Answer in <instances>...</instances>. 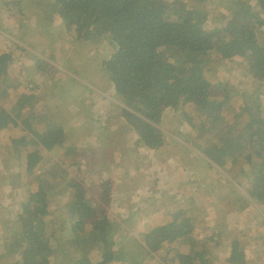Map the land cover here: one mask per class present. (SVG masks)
I'll list each match as a JSON object with an SVG mask.
<instances>
[{
	"label": "trees",
	"instance_id": "1",
	"mask_svg": "<svg viewBox=\"0 0 264 264\" xmlns=\"http://www.w3.org/2000/svg\"><path fill=\"white\" fill-rule=\"evenodd\" d=\"M3 2L1 27L8 30L9 23L18 22V30L15 40L0 36V159L13 161L11 174H21L18 184H5L0 200L8 196L5 190L19 186L22 200L18 205H25L26 213L23 217L8 213L12 220H4L0 226V259L9 249L17 264H122L121 252L128 255L129 263L135 260L137 264H148L147 260L157 264H264V234H253L246 245L227 236L238 227L254 233L246 214L258 218L255 226L264 225V216L250 202L245 204L241 221L227 220L238 210L235 202L243 199L233 182L239 183V176L264 209V115L259 121L252 117L253 113H264V0H237L232 8L216 0H191L188 9L172 0ZM243 6L249 11L246 18H239L244 21L238 22L236 14ZM29 12L43 21L41 26L31 25L27 33L23 27ZM82 40L91 44L85 52L74 49L76 59L71 58L76 64L63 73V79L58 76L60 71L41 57L48 50L58 47L56 53L64 44L74 47ZM80 57L90 63L82 66ZM97 58L102 64L96 75L105 76V84L87 88L79 78L73 80ZM237 60L238 68L233 69ZM36 67L42 69L48 82L40 77V82L36 80ZM231 69L238 77L247 72L250 78L258 79V85L241 88L234 82L236 88L230 86ZM223 84L230 88L215 96L213 88L223 89ZM107 86L113 88V101L103 95ZM42 90L51 95L48 114ZM237 91L232 97L230 93ZM120 96L125 107L117 102ZM99 98L106 103L96 104ZM67 101L64 113H50L52 107ZM3 107L7 110L2 111ZM229 107L233 114L223 117L222 109ZM187 114L196 122H188L190 126L182 129L170 127L176 135L188 136L201 155L220 167L219 178L214 179L211 172L199 180L202 169L186 171L181 164L176 173L187 181V191L178 201L180 186L158 185L157 179L137 168L129 170L134 191L121 194L123 202L137 213L148 206L141 194L146 196L155 188L161 202L154 201V210L144 213H164L154 224L125 220L113 225L109 208L121 197L117 188L122 170L113 174L109 167L118 151L104 153L98 172L89 169L88 174L81 173L78 146L62 141V121L75 127L96 115L102 128L99 134L117 132L118 125L124 126L132 133V142L144 145L143 153H147L166 144L157 123L173 116L183 119ZM14 118L17 124H13ZM85 129L91 130L92 125ZM115 138V145L123 144ZM124 143L135 150L128 141ZM97 144L107 147L103 142ZM194 156L196 161L201 158ZM86 186L92 187L90 191ZM58 199L64 200L71 214L68 224L77 222L68 234L69 228L58 229L56 221L49 219L50 206ZM85 204L92 215L80 217L79 208ZM139 223L145 229L137 234L135 225ZM147 230L153 233H144Z\"/></svg>",
	"mask_w": 264,
	"mask_h": 264
},
{
	"label": "rangeland",
	"instance_id": "2",
	"mask_svg": "<svg viewBox=\"0 0 264 264\" xmlns=\"http://www.w3.org/2000/svg\"><path fill=\"white\" fill-rule=\"evenodd\" d=\"M46 1V0H44ZM217 2L221 3L224 6H227V8H232L237 6V0H216ZM172 2L175 3L176 6H179L180 4L183 6V8H187L189 3H191V0H172ZM3 0H0V9L3 7ZM40 3V2H39ZM179 4V5H178ZM214 5H209L208 8H210L212 11H216V8L213 7ZM188 9V8H187ZM249 11V8L247 6H243L241 11L239 10L236 14L238 18V22H243V19H239L240 17L246 18L247 17V12ZM26 15V22L23 27V31L27 32L29 30V27L34 24L35 20H41V17H38L36 13L30 12L29 15L25 13ZM251 16V13H250ZM4 14L2 10L0 11V19L2 20L0 24L3 22ZM247 20V19H246ZM249 21V20H247ZM18 24L17 23H9L7 26L9 27L8 30L3 29L0 25V36H6L8 38H11L14 40L15 34L18 29L15 28V26ZM264 37V34L262 35ZM55 41H57V38L54 36L53 37ZM89 41L82 40L78 43H76L73 46L69 45L66 46V51L62 53V49L55 53L53 56L50 57V61L53 64L58 71H69L70 68L75 66L76 61L74 63L73 59H76L73 53V49H80L85 52L87 48L90 46ZM43 57V56H42ZM72 57V58H71ZM81 58V64L82 66H86V64L90 63V60L80 57ZM74 63V64H73ZM237 67L233 69H237L239 65V60H237ZM101 64L102 61L100 58H97V61H95L92 66L87 69V71H83L77 75H74L72 78L73 80H76L79 78L81 82L87 86V88H90L91 86L94 87L95 85H102L105 84V76H97L96 73L101 69ZM226 68H229L225 64ZM42 69L36 68L34 72V76L38 82H40L39 77L42 81L48 82V77L41 72ZM229 77H231V81L229 82V85L236 88L235 83L238 85V87H244V85L254 87L258 85L259 81L258 79H252L248 76L247 72H243L241 77H238L235 75V73L232 71L229 72L228 74ZM88 78L89 80H86ZM235 82V83H234ZM223 89H217L216 87L213 88V94L216 96H221L224 95L223 92L226 91L225 88H230L227 84L222 85ZM77 89V88H76ZM77 91L81 92L80 89H77ZM239 91V90H238ZM237 92H231V96L233 97L235 94H238ZM42 99L44 100L45 107H44V112L48 114V94H46L45 91H41ZM104 97L107 100H112L113 97L115 96L113 93V88L111 86H107L105 89V92L103 93ZM123 96H120L117 99V102L119 105L122 107H125V101H122ZM105 101L102 98H99L96 101V104L99 102ZM232 102L233 98H232ZM106 102H102V105H104ZM2 111H6V108H1ZM64 110L61 107H52L50 109L51 114H62ZM113 114V113H112ZM233 114V108L229 107L226 109H222V116L223 117H230ZM264 115V113L257 114L253 113L252 117L257 116V121ZM96 115L94 119L86 118L84 122L80 126H75V127H68L63 121H62V127H59L64 131V137H63V142L71 143L74 145L78 146V153L80 155L81 159V168L82 171L81 173H86L88 174V170L90 169L92 173H96L99 170V167L104 164V153H112L115 151V149L118 151L114 155V162L110 163V170L114 174V172H117L120 174V170H122L121 176L122 179L118 183V188L117 192L119 195L121 194H129L130 192L134 191L132 186L135 184H132L130 181V178L128 176L129 170H132L134 168H137V171H141L142 174H147L149 177H154L158 181V185H163V186H173V183H175L177 186H180L178 189L177 193V200H182L183 196L182 194L187 191V181H182L179 179V173H176L177 168L181 164H185L186 171H189V169H193L195 171H198L199 169H202L201 173H198V178L199 180H202L204 177L209 175L211 172H213V177L214 179L219 178V166L216 163L211 162V160L204 156L201 155L203 154L200 152L198 149L192 146L191 142L187 140L188 136H178L174 132V128L170 127V124H172L174 127L180 126L182 127H188L190 126L188 122H191L194 120L196 122V119L194 117H191L189 114L187 116H183L182 118H177L173 116L172 120L171 117L168 119L163 118L164 121L159 122L156 124L158 126L160 132H162L165 135L166 139V144L163 148L160 150H155L147 153H143L144 145L141 146H136L133 142L131 137L132 133H127L125 130L124 126H119L117 132H109L107 134H99V131L102 129L101 126L98 124L96 120ZM117 123H121L115 120H112ZM13 124H17L18 120L17 118L13 119ZM92 125V129L87 131L85 128ZM126 132V133H125ZM116 136L115 141H121L123 144H114V139L113 136ZM128 141L131 147H134L135 150H131L128 148L127 144L124 142ZM97 142H103L106 144L107 147H103L101 144H97ZM125 148V149H123ZM2 151L0 150V155ZM198 155L201 158L199 160H195L194 155ZM197 164H193V163ZM14 162H4L1 161L0 159V197L4 193V186L5 184H18L17 182V176L21 174L20 171L17 172V174H11L13 172L11 165ZM95 163V164H93ZM105 167V166H104ZM143 169H142V168ZM92 168V169H91ZM139 168V169H138ZM217 169L218 171H212V169ZM241 168L238 167V170ZM110 172V173H111ZM230 171H228L229 173ZM91 173V174H92ZM126 173V174H125ZM227 173V172H226ZM224 174L227 179H231L229 177V174ZM93 175V174H92ZM191 174L189 173V177ZM241 176L238 177L239 183L237 181H233L235 184L236 189H239L241 191V197L243 199H239V201L235 202V207L238 208V210L227 216V220L230 222H233L235 219L237 222L241 221L244 217V213H246V202H250L253 206H255L257 209L260 210L261 212V217L264 216V209L257 204V202L254 200L253 195L250 193V188L246 185L245 181L240 180ZM7 180L5 182L4 180ZM210 180V179H209ZM221 182L223 179L221 178ZM217 182V181H216ZM87 185V184H86ZM17 187L15 186L13 191L9 188V190H5V195H8L5 200H0V226L3 225L4 220H12V218L8 215V213L12 216L14 215H19L23 217L26 213V206L25 205H18L20 201L22 200V194L18 191L17 192ZM87 189L90 191L92 188L91 186H86ZM182 187V188H181ZM180 189L182 191H180ZM82 194H84V190H81ZM80 191V192H81ZM149 192L145 196V194H141V197L146 200V204L148 206H145L140 209L137 213L133 209L132 205H126L123 202L122 196L118 197V200L114 201L111 206H110V213L112 214L111 222L113 225H116L120 222L123 221H128L131 223H137L139 220H144L143 222H146L147 224H154L156 223L158 217H160L164 211H158L155 212L152 215H146L144 213V210H149L153 211L155 208V205L153 204L154 201H157L158 204H160V196L158 195L157 191L155 188H152L148 190ZM12 192H15L14 194ZM98 192V191H97ZM136 193V192H135ZM160 193V191H159ZM204 193V192H202ZM198 194H201V192H198ZM216 194H212V197H214ZM185 197V196H184ZM209 197L207 196V199ZM159 199V200H156ZM210 201V200H209ZM15 202V203H14ZM126 206H124V205ZM150 204V205H149ZM137 206V205H136ZM138 207V206H137ZM50 215L49 219H53L57 223V228H62V227H67L69 228L67 231V234L69 231L77 224V222L72 223L71 225L68 224V220H70V213L68 212V208L64 204V200L58 199L54 200L52 202V205L50 206L49 209ZM245 211V212H244ZM79 214L80 217H85L88 215H92V211L88 209V204H85L81 208H79ZM247 221L251 224L254 233H250L245 230L244 227H238L235 230V233H231L227 235L229 238L233 240H239L243 245H246V240L249 237H252L253 234L259 235V234H264V225L262 226H255L254 223L258 220L257 217L254 215H247ZM259 217V216H258ZM15 219H18V217H13ZM262 220V219H261ZM142 222V221H141ZM143 223H139L136 226L135 232L137 234L139 232L143 233L142 230L145 229ZM117 227V226H116ZM243 229V231L241 230ZM144 233H153L152 230H147ZM155 233V232H154ZM67 239V238H66ZM134 245L133 243L130 246ZM249 250V246H247ZM128 250V254L129 251ZM11 251L9 249L4 250V259H0V264H17V259H13L10 257ZM119 256V262L122 264H137L135 260L134 263H129V259H127V254L121 252L118 254ZM138 256L134 255V258ZM145 259L147 260V256L144 253ZM59 259L63 260V255H59ZM143 260V261H144ZM148 264H157L155 262L152 263V261L147 260ZM184 264H201L200 262L197 263H184Z\"/></svg>",
	"mask_w": 264,
	"mask_h": 264
},
{
	"label": "crops",
	"instance_id": "3",
	"mask_svg": "<svg viewBox=\"0 0 264 264\" xmlns=\"http://www.w3.org/2000/svg\"><path fill=\"white\" fill-rule=\"evenodd\" d=\"M30 13V12H29ZM29 13H28V15H29ZM42 21H43V18L41 19V20H35L34 22V24H32V25H34V26H37L38 24H39V26H41V24H42ZM28 32H30V27H29V30L27 31V33ZM14 40H15V37H14ZM66 46H69V45H67V44H64V46L63 47H60L59 48V50L58 51H60L61 49H62V53L63 52H65L66 51ZM56 49H58V47L56 48ZM56 49H52V50H48L47 52H46V54L42 57V59L44 60V61H46L47 63H52L51 61H50V57L51 56H53L55 53H54V51L56 50ZM57 51V52H58ZM56 52V53H57ZM49 54V55H48ZM75 63V62H74ZM73 63V64H74ZM37 68V67H36ZM73 68V65H72V67L70 68V70ZM35 70L36 69H34L33 70V73L35 72ZM70 70L69 71H60L59 73H58V76L60 77V78H62L63 79V73L64 72H70ZM46 94H48L49 95V93H48V91L46 92ZM51 95H49L48 96V98L50 97Z\"/></svg>",
	"mask_w": 264,
	"mask_h": 264
},
{
	"label": "clouds",
	"instance_id": "4",
	"mask_svg": "<svg viewBox=\"0 0 264 264\" xmlns=\"http://www.w3.org/2000/svg\"><path fill=\"white\" fill-rule=\"evenodd\" d=\"M80 50V49H79ZM73 53H75V51H74V49H73ZM71 96V99H73L74 97H73V95L71 94L70 95ZM69 101H67L66 103H64V104H62L60 107L64 110V112L66 111V108L69 106ZM58 108V107H57ZM63 112V113H64Z\"/></svg>",
	"mask_w": 264,
	"mask_h": 264
}]
</instances>
